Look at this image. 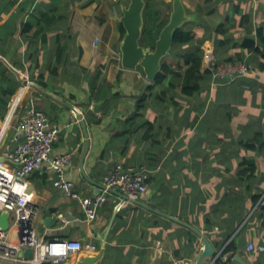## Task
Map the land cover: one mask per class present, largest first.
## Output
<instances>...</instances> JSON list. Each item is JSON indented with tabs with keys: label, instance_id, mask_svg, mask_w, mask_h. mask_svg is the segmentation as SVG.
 <instances>
[{
	"label": "crops",
	"instance_id": "1",
	"mask_svg": "<svg viewBox=\"0 0 264 264\" xmlns=\"http://www.w3.org/2000/svg\"><path fill=\"white\" fill-rule=\"evenodd\" d=\"M128 2L0 0V78L19 86L0 106L2 165L13 167L8 155L21 140L16 127L33 105L60 130L53 153L72 154L67 178L82 196L98 195L117 165L149 172L146 198L133 204L113 191L93 221L53 188L46 168L24 179L23 190L39 209L36 227L58 217L40 234L95 247L59 264H78L101 250L95 264H195L203 240L215 255L201 264L219 256L223 263L238 257L264 264V49L233 46L243 38L257 44L264 0H182L196 35L179 51L207 36L203 69L238 58L255 67L228 83L203 79L191 97L161 87L149 92L140 71L121 67L119 20ZM10 221L9 239L16 241ZM229 243L232 250L223 253Z\"/></svg>",
	"mask_w": 264,
	"mask_h": 264
},
{
	"label": "built area",
	"instance_id": "2",
	"mask_svg": "<svg viewBox=\"0 0 264 264\" xmlns=\"http://www.w3.org/2000/svg\"><path fill=\"white\" fill-rule=\"evenodd\" d=\"M254 70L253 64L245 59L224 61L211 70L212 84L232 82L247 77ZM16 132L21 140L8 155L13 167L2 165L3 161L0 160V214H10L18 238L12 241L8 230L5 231L0 226V264H59L84 249L95 251V247L90 244L70 239L45 238L38 232L36 221L39 209L24 192L23 181L41 168L50 171L54 189L63 197L79 203L87 221L95 219L97 210L113 191L121 193L133 204L147 197L149 172L141 169L131 173L123 171L120 165L103 177L98 195L82 196L76 190L74 182L67 178V167L71 163L72 154L53 153L60 130L51 125L47 116L33 105L24 112ZM247 248L253 250L254 246L249 244ZM27 249L31 250L29 257L24 256ZM215 260L216 258L213 263ZM183 264L190 262L184 261ZM226 264L237 263L231 260Z\"/></svg>",
	"mask_w": 264,
	"mask_h": 264
},
{
	"label": "trees",
	"instance_id": "3",
	"mask_svg": "<svg viewBox=\"0 0 264 264\" xmlns=\"http://www.w3.org/2000/svg\"><path fill=\"white\" fill-rule=\"evenodd\" d=\"M169 11L170 7L163 0H145V8L143 11L144 24L141 38L139 40V44L141 46L150 47L151 50L154 49L155 42L162 28L168 22ZM228 20L232 21V16H229ZM229 21L226 22L228 23ZM192 27H195V22L186 23L185 25L174 31L171 50L169 51L167 56L162 59L161 69L159 73L157 74L154 82L146 87V90L150 92L155 87L169 88L175 90L178 94L184 97H191L195 92L198 91L201 80L205 79L204 81L209 83L211 78V70L217 64L224 61L212 63V65L209 66L208 69L202 68L201 64L203 51L200 49V46L207 36L201 39V41L198 40L199 42L194 45L191 51L181 52L177 49L178 46L190 44L194 41L196 34L193 31ZM214 32L216 34L219 33V31H216L215 29ZM214 41L218 44V40ZM226 43L227 42H225L224 40L220 41V45H225ZM233 46L235 48L239 47L244 50L246 49L248 51L261 53L262 49H264V26L260 27L257 30V44L253 39L243 38L241 42L235 41L233 43ZM18 87L19 86L14 80L6 77L0 78V106H7L9 98L14 95L15 90ZM245 147L250 146L246 145ZM247 163L250 164L253 169L257 168V164H255L254 162L243 161L244 165ZM242 174H245V171L240 173L239 176ZM232 245V243H229L223 249V253L231 251ZM227 262H231V259H229ZM215 263H222V259L220 256L216 258Z\"/></svg>",
	"mask_w": 264,
	"mask_h": 264
},
{
	"label": "water",
	"instance_id": "4",
	"mask_svg": "<svg viewBox=\"0 0 264 264\" xmlns=\"http://www.w3.org/2000/svg\"><path fill=\"white\" fill-rule=\"evenodd\" d=\"M145 0H129L126 6L122 7L120 23L122 24L125 34L120 43L121 67L125 70L140 71L149 83H153L161 69V61L171 50L173 33L176 29L182 27L185 23L193 21L195 17L186 12L182 0H172L169 19L162 28L155 47H143L139 44L143 29V11ZM98 106H95L97 109ZM83 170V168H81ZM57 215L44 217L37 227L41 233L44 230H52L57 222ZM173 219V218H172ZM174 220V219H173ZM0 226L7 231L10 226V214H0ZM203 249L195 264H201L203 259L214 257L215 253L212 246L207 240H203ZM104 248V245H102ZM103 250L94 257H87L78 262V264H95L101 258ZM31 250L27 249L24 256L29 257ZM215 259V258H214ZM233 261L237 264H245L240 258L236 257Z\"/></svg>",
	"mask_w": 264,
	"mask_h": 264
},
{
	"label": "clouds",
	"instance_id": "5",
	"mask_svg": "<svg viewBox=\"0 0 264 264\" xmlns=\"http://www.w3.org/2000/svg\"><path fill=\"white\" fill-rule=\"evenodd\" d=\"M36 228H37V227H36ZM216 258H217V257H216ZM230 259H231V258H230ZM231 260H233V259H231ZM215 261H216V260H215ZM214 263H215V262H214ZM214 263H213V264H214ZM222 263H223V262H222Z\"/></svg>",
	"mask_w": 264,
	"mask_h": 264
},
{
	"label": "rangeland",
	"instance_id": "6",
	"mask_svg": "<svg viewBox=\"0 0 264 264\" xmlns=\"http://www.w3.org/2000/svg\"><path fill=\"white\" fill-rule=\"evenodd\" d=\"M164 1V0H163ZM170 7V5H168ZM212 84V83H211ZM16 233V232H15Z\"/></svg>",
	"mask_w": 264,
	"mask_h": 264
},
{
	"label": "bare ground",
	"instance_id": "7",
	"mask_svg": "<svg viewBox=\"0 0 264 264\" xmlns=\"http://www.w3.org/2000/svg\"><path fill=\"white\" fill-rule=\"evenodd\" d=\"M187 23H190V22H187ZM185 24H186V23H185ZM185 24H184V25H185Z\"/></svg>",
	"mask_w": 264,
	"mask_h": 264
}]
</instances>
